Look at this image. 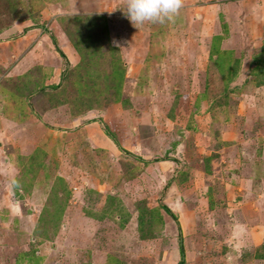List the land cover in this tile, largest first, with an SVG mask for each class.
I'll use <instances>...</instances> for the list:
<instances>
[{
	"label": "rangeland",
	"instance_id": "1",
	"mask_svg": "<svg viewBox=\"0 0 264 264\" xmlns=\"http://www.w3.org/2000/svg\"><path fill=\"white\" fill-rule=\"evenodd\" d=\"M84 1L0 0V264H264V0Z\"/></svg>",
	"mask_w": 264,
	"mask_h": 264
},
{
	"label": "clouds",
	"instance_id": "2",
	"mask_svg": "<svg viewBox=\"0 0 264 264\" xmlns=\"http://www.w3.org/2000/svg\"><path fill=\"white\" fill-rule=\"evenodd\" d=\"M125 15L134 27L174 22L183 0H123Z\"/></svg>",
	"mask_w": 264,
	"mask_h": 264
},
{
	"label": "crops",
	"instance_id": "3",
	"mask_svg": "<svg viewBox=\"0 0 264 264\" xmlns=\"http://www.w3.org/2000/svg\"><path fill=\"white\" fill-rule=\"evenodd\" d=\"M75 1V0H74ZM73 0H63V2H66L70 7H73L74 5H80V6H82L83 4H87L88 5V3L86 2V1H84V0H78V1H76V3L74 2ZM48 4H50V6H54V7H57L56 6V3L55 4H52V3H48L47 2V5ZM89 4H91V5H95L94 7H96L97 8V10L100 8H103L101 5H99V4H103V2L101 1V0H97V1H94L93 3H89ZM46 5V6H47ZM57 5H58V3H57ZM104 5H106V3H104ZM112 6V7H111ZM89 7V6H88ZM107 8H110V9H107V11L108 12H110L111 13V16L110 17H126V15H125V5H124V3L122 4L119 0H116L115 2H110V5H107ZM47 9V12L49 11V9L48 8H46ZM69 9V8H68ZM109 14V13H108ZM107 15V14H106ZM94 16V15H93ZM73 45L70 43V42H67V41H65L64 43H63V49H64V52H65V47H68L67 49H69L70 50V48L72 47ZM66 49V50H67ZM67 52H69L68 50H67ZM66 52V53H67Z\"/></svg>",
	"mask_w": 264,
	"mask_h": 264
},
{
	"label": "trees",
	"instance_id": "4",
	"mask_svg": "<svg viewBox=\"0 0 264 264\" xmlns=\"http://www.w3.org/2000/svg\"><path fill=\"white\" fill-rule=\"evenodd\" d=\"M59 55L64 59V62H65V66H68V63L66 61V57L64 56V54L60 51V50H57ZM104 132L106 133V135L112 139L114 141V137L113 135L107 131L106 128H104ZM164 211L169 214L173 219H174V215L172 214V212L167 208V207H163ZM179 253H180V260L178 262V264H184V250H183V244H182V241H181V236L179 237Z\"/></svg>",
	"mask_w": 264,
	"mask_h": 264
}]
</instances>
